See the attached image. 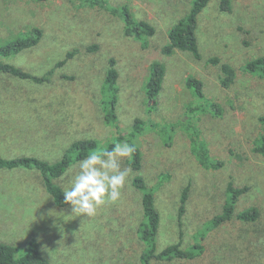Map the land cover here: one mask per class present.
<instances>
[{"label": "rangeland", "instance_id": "obj_1", "mask_svg": "<svg viewBox=\"0 0 264 264\" xmlns=\"http://www.w3.org/2000/svg\"><path fill=\"white\" fill-rule=\"evenodd\" d=\"M191 1L103 0L101 5L80 6L74 0H0V44L27 38L33 27L42 30L34 47L0 56V61L35 75L54 68L50 80L40 84L0 73V156L54 161L71 142L96 139L102 147L117 130L128 132L140 118L142 130L134 138L142 156L138 174L154 188L160 214L158 248L180 239L177 209L187 184L182 247L192 245L196 237L203 245L193 259H152L151 264H264V154L253 151L261 132L257 118L264 113V80L240 69L247 59L264 53V0H233L228 12L219 10L218 0H210L198 17L201 59L179 50L166 55L162 49L168 30ZM121 4H127L136 19L153 25L146 47L125 36L122 19L106 9ZM92 44L98 49L86 51ZM73 48L78 53L56 66ZM211 56L234 67L236 77L229 88L219 85L217 67L207 63ZM111 58L119 73L116 125L105 122L99 104ZM155 61L164 65L165 74L156 107L148 110L142 86ZM187 75L201 80L205 95L222 106V115L203 112L190 125L182 122L187 105L195 101L184 83ZM151 119L175 128L165 134L150 125ZM193 126L206 140L209 155L222 161L220 168L206 169L198 163L192 149ZM126 159H121L122 169L129 168ZM69 169L55 180L63 189L73 175ZM133 175L130 171L116 203L88 216L72 212L70 204L56 206L37 172L1 169L0 242L25 245L35 237L49 264H140L141 194L131 185ZM228 182L246 187L236 212L255 206L257 220L232 218L210 225L221 211Z\"/></svg>", "mask_w": 264, "mask_h": 264}, {"label": "trees", "instance_id": "obj_2", "mask_svg": "<svg viewBox=\"0 0 264 264\" xmlns=\"http://www.w3.org/2000/svg\"><path fill=\"white\" fill-rule=\"evenodd\" d=\"M80 6L101 5L103 0H74ZM210 0H192L189 10L179 18L176 23L168 30L167 44L163 47L162 52L166 55L173 53L175 50L183 51L191 55L192 58L201 59V53L197 41V25L200 13L205 9ZM233 0H218V8L222 12H228L232 8ZM107 11L122 19L123 34L138 41L142 47L148 45V39L154 34L153 25L144 19H136L127 4L107 5ZM42 37V30L33 27L27 38H14L0 44V56L8 57L18 54L26 49L34 47ZM98 45L92 44L86 47V51L94 52ZM78 48H73L66 52L65 57L55 65H63L68 59L78 53ZM207 63L217 67V80L222 88H229L235 81L236 71L234 67L222 61L217 56H211ZM241 71L254 75L264 80V53L256 57L247 59L240 67ZM54 72V68L47 70L42 75H35L29 71L23 70L19 66L0 61V73L8 74L20 79H26L31 82L40 84L48 82ZM165 74V67L161 62L155 61L149 66V72L143 82V93L145 97V106L148 110L156 107L158 94L161 90ZM118 77L119 73L116 68L115 59L108 61L105 77L102 85V97L100 101L101 110L106 123L117 124L116 106L118 102ZM185 86L191 90L195 101L187 105L186 115L182 122L190 125V122L203 112H209L214 116H220L223 113L222 106L215 100L209 99L203 90V84L200 79L194 75H187L184 79ZM261 132L256 137L253 151L264 154V113L257 118ZM143 121L136 118L131 129L127 131L117 130L115 135L100 146L96 139H78L69 144L64 150L62 156L54 161L39 158L37 156L20 155L13 157L0 156L1 169H25L37 172L41 178L44 190L51 197L53 203L58 207L68 205L63 200V187L56 183V179L61 177L75 162L85 157L91 151L97 149L110 150L116 142H128L135 144V136L142 130ZM150 125L159 127L165 134H171L175 124H161L150 120ZM194 137H192V149L198 160V163L206 169H218L222 166V161L209 155L208 145L205 139L197 133L193 126ZM170 138V135L169 137ZM166 141H169V139ZM136 145V144H135ZM126 163L133 172L131 185L140 192L142 219L137 226V234L144 244V249L139 257L140 264H151L152 259L172 260L193 259L202 252L203 245L197 241L188 246L182 247V216L185 212V206L189 195V185H185L179 195L177 209V226L180 239L177 242L169 244L164 248H158V230L160 225V214L155 204L154 188L146 184L145 179L138 174L142 166V156L140 149L136 145V151L131 159L127 158ZM246 191V187H235L232 182H228L225 187L223 203L220 213L216 214L210 221V225L218 224L235 218L242 222H253L259 216V210L251 206L236 212L235 204L238 197ZM0 264H49L40 250V243L37 238H30L25 245H15L6 242H0Z\"/></svg>", "mask_w": 264, "mask_h": 264}, {"label": "clouds", "instance_id": "obj_3", "mask_svg": "<svg viewBox=\"0 0 264 264\" xmlns=\"http://www.w3.org/2000/svg\"><path fill=\"white\" fill-rule=\"evenodd\" d=\"M135 151V144L116 142L110 150L97 149L77 161L69 169L73 175L68 186L62 190L72 212L93 216L101 206L116 203L131 171L121 168V159H131Z\"/></svg>", "mask_w": 264, "mask_h": 264}]
</instances>
